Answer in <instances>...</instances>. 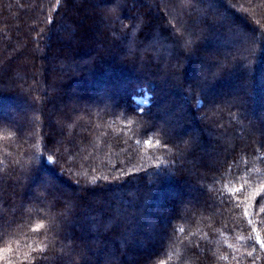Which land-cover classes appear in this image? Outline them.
<instances>
[{
  "label": "trees",
  "instance_id": "16d2710c",
  "mask_svg": "<svg viewBox=\"0 0 264 264\" xmlns=\"http://www.w3.org/2000/svg\"><path fill=\"white\" fill-rule=\"evenodd\" d=\"M205 1L0 0V264H264V0Z\"/></svg>",
  "mask_w": 264,
  "mask_h": 264
},
{
  "label": "rangeland",
  "instance_id": "374dc122",
  "mask_svg": "<svg viewBox=\"0 0 264 264\" xmlns=\"http://www.w3.org/2000/svg\"><path fill=\"white\" fill-rule=\"evenodd\" d=\"M205 2H206L208 5H210V9H211V7H212V5H213V2H212L211 0H206ZM137 101H138V103H139L140 105H145V104H147L145 98H141V97H139V98L137 99Z\"/></svg>",
  "mask_w": 264,
  "mask_h": 264
}]
</instances>
